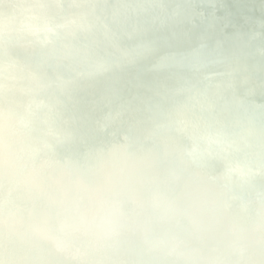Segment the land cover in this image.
I'll use <instances>...</instances> for the list:
<instances>
[{"label": "bare ground", "instance_id": "bare-ground-1", "mask_svg": "<svg viewBox=\"0 0 264 264\" xmlns=\"http://www.w3.org/2000/svg\"><path fill=\"white\" fill-rule=\"evenodd\" d=\"M201 1L206 10L189 0H140L144 11H138L130 0H118L117 4L111 0H0V115L7 118L10 126L4 133L20 149L27 162L42 161L45 164L47 169L41 177L51 172L65 176L57 182L55 190H51L39 177L21 171L19 175L22 178L39 183L38 192L9 184L0 178V264H79L69 255L57 258L45 254L56 248L46 233L55 232L61 226L82 224L103 228L93 220L96 199L80 198L70 189L69 180H78L86 190L97 192L98 197L106 199L112 208L119 204L104 196L105 184L94 178L107 177L103 168L116 165L107 155L109 150L119 148L129 153L125 147L126 138L119 131L120 125L128 127L130 137L151 158L165 157L177 181L182 162L187 159H194L200 167L207 164L216 169L224 167L233 178V166L245 163L246 147L257 148L261 153L259 160L264 165V135L256 134H264V62L259 61L258 67L250 69V63L243 55L253 47L259 50V54L263 52L261 35L264 30L257 26V21L260 15L264 16V10L254 6L253 0ZM245 19L250 24H245ZM39 23L47 26L53 37L44 34L38 27ZM187 28L198 29L214 46L228 52L221 54L226 62L211 59L206 48L195 41ZM127 31L137 35L139 41L128 37ZM241 31L251 34L249 42L239 39ZM225 33L231 45H238L241 54L230 53ZM179 37L184 38L183 44L178 41ZM114 47L119 52H115ZM99 48L103 51L99 52ZM49 57L55 62H50ZM155 60L161 64L159 70L155 67ZM200 64L212 67L218 76L205 74ZM38 65L44 68L43 72ZM79 66L84 75L79 73ZM119 66L123 68L119 69ZM135 68L143 70L145 75L142 76ZM237 75L247 80L239 79ZM70 79L76 82L73 87L65 84ZM20 83H27L34 89L28 94L29 102L24 101L23 92L15 87ZM223 84L234 88V93L242 98L241 104H237L232 89ZM137 85L146 89L147 100L139 98L135 91ZM152 88L159 92L169 90L175 99L173 106H194L189 120V135L196 145L201 133L199 115L218 122L223 129L225 143L221 153L213 154L211 150L200 147L197 152L200 158L189 152L172 158L167 155L163 144L158 148L156 136L166 135L172 139L179 118L167 107V128L155 121L154 110L159 97L148 92ZM46 92L50 108L38 103V97ZM114 92H118L120 97H115ZM78 93L84 98L80 99ZM108 106L124 109L134 117L125 119ZM134 106L146 108L154 120L147 127L148 139L140 134L144 124L134 114ZM62 122L73 123L77 129L63 127ZM31 124H35L39 132H29L27 126ZM104 134L109 138L103 139ZM48 135L57 139L51 155L36 147L45 143ZM230 135L240 144L239 151L232 148ZM62 140L70 141L71 158L62 154ZM81 142L85 144L86 156L79 152ZM182 146L186 148L185 144ZM57 162L64 163L63 172L55 167ZM201 162L204 164L199 165ZM135 163L139 172L132 176L130 184L120 183L116 174L111 176L124 198L122 205L126 209L132 207L130 186L143 181L141 172L152 177L143 163L138 160ZM79 168L84 172L83 176H79ZM252 177H249L250 182L260 185L253 186L258 188L256 194L253 187L246 188L245 193L239 192L237 182L229 180L233 187L232 196H238L245 204L253 197L260 203L264 202V181L257 184ZM163 179L161 176L158 182L162 187ZM141 187L139 196L147 210L146 216L150 218L145 193L147 186L143 183ZM9 191L19 193L17 200L9 198ZM162 192L179 204L184 203L185 194L181 195L175 187H164ZM64 196L73 198L85 209V215L73 213L65 207ZM220 196V199L227 200L226 195ZM247 209L254 210V207L235 208L242 225L246 223L242 213ZM115 219L121 221V218ZM133 221L134 217L129 213L125 225L132 228ZM5 223L11 224L14 231L6 229ZM218 223L229 225L225 220ZM253 223L254 220L241 226L248 236L254 233ZM24 232L30 233L31 238L25 237ZM156 235L165 236V231L157 229ZM81 236L93 247L103 245L112 254H118L111 241L99 244L87 231H81ZM67 240L72 243L70 238ZM127 245L130 246L129 241ZM16 253L24 258L17 259ZM256 257L259 258L258 254Z\"/></svg>", "mask_w": 264, "mask_h": 264}, {"label": "water", "instance_id": "water-1", "mask_svg": "<svg viewBox=\"0 0 264 264\" xmlns=\"http://www.w3.org/2000/svg\"><path fill=\"white\" fill-rule=\"evenodd\" d=\"M118 0H111L112 3L117 4ZM192 3L199 4L205 9L203 1L189 0ZM254 6L264 10V2L253 0ZM18 4L22 3L17 1ZM131 5L138 11H144L140 0H130ZM206 10V9H205ZM63 13V10H60ZM173 22V21H171ZM258 27H263L264 30V16H259L257 21ZM248 24V20H244ZM250 24V23H249ZM40 30L47 36L53 37L47 26L42 23L38 24ZM195 41L201 43L210 55V58L221 63L226 60L221 54L228 53L222 51L221 48L214 46L209 39L204 38L198 29L187 28ZM128 37L134 41H139L137 35L133 32L127 31ZM228 34H224L226 40H229ZM251 34L241 31L239 35L240 40L249 42ZM264 44V33L261 35ZM178 41L184 43V38L179 37ZM228 46L230 53L233 55L241 54L238 45L232 44L229 40ZM99 52L103 50L98 49ZM115 52H119L117 47H114ZM255 47L243 55L250 63V69H254L259 61L264 62V49L259 54ZM50 62L55 60L49 57ZM234 62V61H233ZM236 64V62H234ZM38 69L43 72L44 68L40 65ZM156 69H160L161 64L155 60ZM200 69L205 74L216 75L218 73L212 67L206 64H200ZM122 69V66L118 67ZM79 73L84 75L82 67L79 66ZM142 76L145 75L144 71L140 68H135ZM237 78L247 80L245 77L237 75ZM69 87H73L76 82L70 79L65 82ZM203 85L207 86V82L203 81ZM226 84H223L225 86ZM16 89L23 92L24 101L29 102L28 94L33 92L34 89L27 83L16 84ZM225 87H230L229 85ZM233 91L237 104H241V99L234 93V88L230 87ZM139 98L143 101L147 100V91L144 87L137 85L135 88ZM148 92L158 95V105L154 110L155 121L159 125L167 128L169 125V115L167 107H170L171 113L178 116L179 120L175 124V131L172 139L166 135L156 136L157 147L164 145L167 148L168 156L175 158L186 152L197 154L200 158V153H197L201 148L209 149L213 154H220L222 148H225V143L222 139L223 129L218 122H213L199 115V128L200 139L199 146L194 143L190 134V117L193 112L194 106L192 104H184L183 107L173 106L175 101L173 95L169 90L159 92L157 89H150ZM47 92L38 97V103L46 108H50V104L46 101ZM115 97H120L118 92H114ZM253 99L254 95L251 94ZM78 97L83 99L84 96L78 93ZM109 108L125 118L133 119V114L128 113L124 109ZM134 114L141 119L144 127L141 128L140 134L143 138L148 139L149 131L147 127L153 123V118L146 108L134 106ZM63 127H70L77 129V125L70 122H62ZM7 118L0 115V178L5 179L9 184L25 187L33 192H38L39 183L27 181L22 178L19 173L25 170L29 175L37 176L41 182L47 183L51 190H55V186L60 179L65 176L56 173H47L41 177V173L46 171V166L42 161L29 163L27 162L20 149L13 144V142L6 136V130H9ZM29 132H39V128L35 124L27 126ZM119 131L122 136L126 138L125 147L126 151L114 148L107 152V155L113 158L115 164L103 168L107 177H95L104 183L106 188L104 196L119 202V204L112 208L106 201L98 197L97 192L86 190L78 180H69L70 189L84 200L96 199L95 215L93 220L96 223L102 224L103 228H92L89 226L79 225L77 227L61 226L55 232L46 233L49 239L55 243V251L44 252L45 254H52L57 258H63L67 255L74 258L79 264H264V202L260 203L258 199L253 197L248 203L239 198L232 196V186L229 180H234L238 184V191L245 193L246 188L253 186H260L250 182L249 177L253 176L254 182L263 184L264 181V165L259 160L260 151L255 147H246L245 163H237L233 166L235 175L229 176L226 168L216 169L210 165L198 166L194 159H187L182 162L180 179L177 181L174 178L173 169L165 157L158 156L155 159L144 153L141 148L130 137V132L126 125H120ZM258 136L264 135L263 132H256ZM107 134L103 135V139H108ZM232 148L239 151L240 144L230 135ZM174 140V142H172ZM55 141L51 135H48L45 143L37 145L41 152L46 155L53 154L55 150ZM181 144V145H180ZM185 144L186 148L182 145ZM81 142L79 152L82 156L87 155V151ZM264 145V144H263ZM71 143L69 140H62L60 150L64 156L71 158ZM135 160L143 163L149 170L152 177H148L146 173L141 172L143 181L147 188V204L151 211L150 218L146 216L147 210L141 201L139 194L142 191L141 184L131 185V194L129 200L132 207L126 209L122 202L124 201L121 193L116 189V181L111 176H117L119 182L130 184L133 175L139 172ZM204 163H199V165ZM55 167L63 172L65 165L62 162L55 163ZM79 176H83V171L79 168L77 170ZM161 176H164L163 187L159 185ZM175 187L181 194H185L184 203L179 204L171 197L163 194L164 187ZM254 194L258 192V188L253 187ZM220 195H226L227 200L220 199ZM9 198L15 201L19 197L16 191H9ZM63 204L71 212L85 215L86 211L80 207L73 198L64 196L62 198ZM245 206H253L254 210H245L242 213L243 223H240L239 216L235 208H243ZM129 213L134 217L133 226L129 228L125 225L128 220ZM52 216V214H48ZM121 218L117 221L115 218ZM219 220H225L229 223L228 226L218 223ZM254 220L253 237L248 236L244 228L241 226L249 225ZM242 222V221H241ZM186 224L190 225L187 227ZM222 225V226H221ZM4 227L8 230L14 231V227L5 223ZM157 229L165 231V236L156 235ZM81 231H87L91 237L102 244L106 241H111L115 244V250L118 254H112L107 247L97 245L95 247L85 240H82ZM244 231V232H243ZM25 237L31 238L28 232L23 233ZM67 238L72 240L69 244ZM130 246L127 245V241ZM220 243H218V241ZM104 244V243H103ZM67 252V253H66ZM259 256L257 258L256 256ZM17 259L24 258L20 253L14 255ZM144 258V259H143Z\"/></svg>", "mask_w": 264, "mask_h": 264}]
</instances>
